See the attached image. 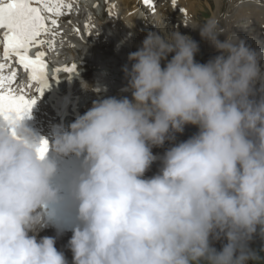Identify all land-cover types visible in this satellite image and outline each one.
<instances>
[{
	"label": "clouds",
	"instance_id": "obj_1",
	"mask_svg": "<svg viewBox=\"0 0 264 264\" xmlns=\"http://www.w3.org/2000/svg\"><path fill=\"white\" fill-rule=\"evenodd\" d=\"M190 29L218 55L200 63L190 35L149 31L124 67L131 99L94 101L51 142L0 119V264H69L56 242L71 232V264L259 258L250 242L264 239V49L216 18ZM187 125L198 132L176 142ZM50 226L56 235L39 237Z\"/></svg>",
	"mask_w": 264,
	"mask_h": 264
},
{
	"label": "bare ground",
	"instance_id": "obj_2",
	"mask_svg": "<svg viewBox=\"0 0 264 264\" xmlns=\"http://www.w3.org/2000/svg\"><path fill=\"white\" fill-rule=\"evenodd\" d=\"M131 1L132 0H118V3H119V10H118L117 9L118 3L116 2V0H103V2L101 3V7L98 8L97 12H95L94 9L91 7L87 8L81 5H73V9L70 13L66 11L64 16L57 18L59 22L58 32L60 34L55 37V41H56L55 48L45 49L50 54L51 58L53 59V62L61 63V64H69V63L83 64L86 68L92 69L94 73L92 76V81H91L93 90L96 88L106 89V91H100V92L94 91L93 101L89 104L87 109L92 107L94 101L107 98V97H111V96H114L117 98H123L127 96L131 99V91L128 88V78L126 77V74L124 72V67L126 65L130 67L131 64L128 62H124L120 67H115V66H112V64H110L109 61L106 60L115 46V40L110 41L109 38L115 36L116 40L121 41L123 38L122 35L127 34V31H120L119 26H121L122 24L120 22L122 16H125V14H127L124 8L128 10L134 8V6H131L132 4ZM134 1H137V0H134ZM154 1L155 0H153L154 7H151L145 4H144V7H147L148 10L156 11L157 5L155 4ZM179 1L181 3V6L178 8V11H179L178 13H180L181 16H184L183 20H186V18L192 19V21L186 20V22L188 24H193L194 26H196L193 23L194 22L193 17L190 15L192 9H191L189 2H186V0H179ZM223 1L224 0H220V7L223 4ZM160 2L161 0H159V7H160ZM207 2H208L209 7L211 9H214V2L212 0H207ZM104 4L106 6H104ZM230 4L233 6V10H232V13L229 15V18L233 19L234 24H232L230 20H226V21L222 20V22L225 23L226 30L232 31L233 29H236L239 31H244L239 36L242 38H245L246 40L247 39L252 40V41L257 40L256 44H254L253 46L259 47L261 45V42L258 41V39H254V36L258 34L259 32H256L255 28H254L255 30L253 31L248 28H245V29L241 28L238 26V22H239V18L249 17V18L256 20V22L258 23H263L264 22V0H258V1H253V2L246 1L244 3L242 2V0H230ZM179 9H185L186 14L185 12H182ZM109 10H110V14H109ZM118 11H120L119 16H118ZM160 11L163 12L162 10ZM247 11H251L252 16H248L246 14ZM159 14H157L156 16H158ZM79 18L80 20H78ZM129 19L133 21V19L130 18V16H129ZM201 19L202 17L199 14V17H198L199 23L203 24ZM140 21L141 20H139V22ZM133 23L135 24V22ZM136 24H138V22ZM261 28L262 30L264 29V24L261 26ZM77 29H79V31H77ZM158 29L161 30V34L165 37L169 36L171 33L168 31V29H166L165 26L163 28V25L159 26ZM89 32L91 34H89ZM183 32L189 35V31L187 28H184ZM247 33H249V35H247ZM262 35H264V31ZM49 38L51 39L52 37H49ZM200 38L201 36L199 33V39ZM224 38H225L224 36L220 37L221 40H223ZM140 40H144V39L141 38ZM103 41L107 43V45L109 46V49L103 48L102 46ZM128 41L131 42L130 40L127 39V42ZM116 48H118V46ZM212 49L216 51L213 45H212ZM196 60L199 62V58L197 55H196ZM12 67L13 69L16 70L17 74L21 75V78L27 77L28 74L24 71V69L15 68L13 65ZM77 76L80 77L81 76L80 73H78ZM24 81L25 83L28 82L27 79H25ZM197 132L198 130H196L194 134ZM180 141H184V139H176V142H180ZM170 143L171 142H169V144ZM153 175L155 174L150 173L148 176L151 177ZM68 241L69 240L65 242L57 241L56 247L58 248V250L64 251L65 254H69V255L71 254L72 256L71 250L67 247ZM221 248H222V244L218 246L217 250H220Z\"/></svg>",
	"mask_w": 264,
	"mask_h": 264
},
{
	"label": "snow or ice",
	"instance_id": "obj_3",
	"mask_svg": "<svg viewBox=\"0 0 264 264\" xmlns=\"http://www.w3.org/2000/svg\"><path fill=\"white\" fill-rule=\"evenodd\" d=\"M143 2L154 7L153 0ZM176 3L177 0H172L173 7ZM92 6L99 8L101 4L97 0ZM72 9L73 4L68 0H0V44L3 45L0 57V119L22 120L37 102L36 93L42 96L44 90L50 87V75L58 80L61 73L76 72V63L62 68L50 67L45 50L55 48V37L60 34L57 18ZM179 10L186 14L185 9ZM13 58L29 74L30 83L24 88L13 87L17 76L11 63ZM33 85L36 93L30 95ZM40 151H47L46 140Z\"/></svg>",
	"mask_w": 264,
	"mask_h": 264
},
{
	"label": "rangeland",
	"instance_id": "obj_4",
	"mask_svg": "<svg viewBox=\"0 0 264 264\" xmlns=\"http://www.w3.org/2000/svg\"><path fill=\"white\" fill-rule=\"evenodd\" d=\"M213 2H214V9H211L210 7H209V5H208V2H207V0H189V3H191V5H192V7L193 8H196L195 10H191V13H190V15L193 17V19H194V24L197 22V23H199V20H198V17H199V14L201 15V17H202V19H201V21H202V23H204L206 20H208L209 18H216V19H218L219 20V22H220V27H222V28H224L225 27V23H223L222 22V20H224V21H226V20H230L231 21V23L232 24H234V21H233V19H231V18H229V13L227 14V12H228V10L229 9H232L233 10V6L230 4V0H224L223 1V4L221 5V7H220V0H212ZM132 2V5L131 6H134L133 4V2H136V1H134V0H132L131 1ZM166 2H167V0H163V6H161L162 7V10H166L165 11V13H170L171 12V10L170 9H168V6L170 5V4H168V6H167V4H166ZM162 4V2H160V5ZM135 5H136V3H135ZM202 9V10H201ZM126 10H128V9H126ZM177 11V13L179 12L178 11V9L176 10ZM126 13H127V11H126ZM131 13V12H130ZM130 13H128L127 15H125V18H124V22L122 23L125 27H127L128 29H130L128 32H129V34L127 33V36H125V37H123V39L124 40H122L121 42H124V43H121V42H119V43H115L116 44V47L118 46V45H120L119 46V48H116L117 49V51L114 53V55H116V57H121L122 56V54H123V52L125 51V48H127V47H132V46H134V48H135V45L136 44H138L139 43V45H141L142 46V42H143V40H140L141 38H145V36L146 35H144V34H142V31L140 30V27L138 28V27H136L135 25H138V24H140L141 25V28L142 29H147L148 28V26H153V31H155V27H154V25L155 24H157L158 26H159V24H158V22H157V16H151L150 14H148V17L147 16H145L144 18H142V19H140L141 21L139 22V20H137V22H138V24H134L133 22H135V20L134 19H136L137 17V19H139V16H135V18H134V14H130ZM248 16H252V12L251 11H247V13H246ZM129 16H130V18H132L133 19V21H131L130 19H129ZM172 18L174 19V22H173V24L172 25H169V26H166V27H169L170 28V30H176V21L178 22L179 20H180V18L178 17V15L177 14H175V16H173V14H172ZM249 17H242V18H239V22H238V26L239 27H241V28H248V29H250V30H255L256 28H258L259 26L261 27L263 24H264V22L263 23H258V22H256V20H254L253 19V27H249V25H248V22L246 21L247 19H248ZM160 19H161V21H160V26H162L163 25V28H164V26L165 25H167L169 22H168V20H167V16L166 15H164V16H161L160 17ZM78 20H80V18L78 19ZM128 20V21H127ZM190 20V19H189ZM130 21V22H129ZM191 21V20H190ZM129 22V23H128ZM165 24V25H164ZM200 24V23H199ZM191 25H193V24H188L187 22H186V20H182L181 21V24H180V30L179 31H181L183 34H186L185 32H183V29L184 28H187L188 29V31H189V35L193 38V39H196L197 40V42L199 43V45H200V48H201V46L203 45V46H205V47H208L210 50H209V52L206 54V57H205V59L203 60V56H201V55H199V59L201 60H199L201 63H204V61L205 62H207L210 58H212V57H214V56H216V55H218V52L217 51H214V49H212V44L210 43V42H208V41H206V40H204V39H202V38H200L199 39V33L197 32V31H195V30H190V27H188V26H191ZM196 25V24H195ZM200 25H202V24H200ZM255 25V26H254ZM132 26V27H131ZM197 26V25H196ZM158 28V27H157ZM255 28V29H254ZM136 29V30H135ZM131 30H132V32H131ZM139 32H138V31ZM225 30H226V27H225ZM157 31H159L160 33H161V30H157ZM131 32V33H130ZM136 32V33H135ZM132 33H134V34H132ZM146 33H148V32H146ZM226 33H231V31H227L226 30ZM136 35V36H135ZM187 35V34H186ZM128 36H130V37H128ZM132 36V37H131ZM138 36V37H137ZM128 40H130L131 42H127V39ZM110 39H112V38H110ZM113 40V39H112ZM126 40V41H125ZM250 41H252V40H250ZM134 42V43H133ZM105 44H107L106 42H105ZM123 44V45H122ZM134 44V45H133ZM254 44H256V42L255 43H253V45ZM121 45H122V47H121ZM250 45H252V42H251V44ZM140 46V47H141ZM107 48L109 49V46L107 45ZM124 49V50H123ZM120 50H122V51H120ZM136 51V50H135ZM262 64H264L263 62H262ZM115 65H117V64H115ZM222 242H224V241H215L214 242V247H216V248H218V246L220 245V244H222ZM250 247L253 249V250H255L257 253H258V256H259V258L257 259V260H254V261H250V264H264V239H261L258 235L256 236V237H254V239L250 242ZM62 249V248H61ZM66 255V257L69 255V254H65ZM68 259H69V264H71V261H72V256H71V254L67 257Z\"/></svg>",
	"mask_w": 264,
	"mask_h": 264
}]
</instances>
